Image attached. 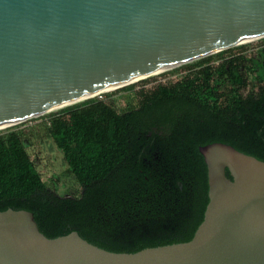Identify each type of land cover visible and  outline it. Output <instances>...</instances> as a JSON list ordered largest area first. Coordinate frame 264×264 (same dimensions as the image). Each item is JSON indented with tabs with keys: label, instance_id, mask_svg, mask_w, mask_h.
I'll list each match as a JSON object with an SVG mask.
<instances>
[{
	"label": "water",
	"instance_id": "obj_1",
	"mask_svg": "<svg viewBox=\"0 0 264 264\" xmlns=\"http://www.w3.org/2000/svg\"><path fill=\"white\" fill-rule=\"evenodd\" d=\"M263 34L264 0H0V126ZM199 152L209 201L191 240L113 252L7 209L0 264H264V161L221 142Z\"/></svg>",
	"mask_w": 264,
	"mask_h": 264
},
{
	"label": "trees",
	"instance_id": "obj_2",
	"mask_svg": "<svg viewBox=\"0 0 264 264\" xmlns=\"http://www.w3.org/2000/svg\"><path fill=\"white\" fill-rule=\"evenodd\" d=\"M234 52L183 65L181 80L140 91L121 111L92 98L47 115L78 195L44 182L22 132L1 131L0 211H30L49 238L77 231L113 252L191 240L209 201L199 147L221 142L264 161V47Z\"/></svg>",
	"mask_w": 264,
	"mask_h": 264
},
{
	"label": "rangeland",
	"instance_id": "obj_3",
	"mask_svg": "<svg viewBox=\"0 0 264 264\" xmlns=\"http://www.w3.org/2000/svg\"><path fill=\"white\" fill-rule=\"evenodd\" d=\"M263 47L264 38H261L256 41L234 46L232 48H234L235 54L240 53L241 48H243V52L246 51L248 54H253L257 53V50ZM214 55H216V53ZM217 62L218 58L215 59V63ZM185 64L163 71L156 75L147 76L133 83L111 89L92 98H103L107 102L111 103L116 109L121 111L127 105H137L138 93L140 91L143 90L149 92L159 84H171L181 80L187 75V71L183 68V65ZM129 85L135 86L133 91L123 90ZM62 108L30 118L5 129H1L0 132L8 129H13L19 131L20 133L22 132L27 140V143L32 142L36 144V147H33V153L36 152L40 156L38 160V164L40 165L39 171L43 174L44 182H46L50 187H56L62 195H78L80 193V185L74 175H72L65 166L60 151L47 137L46 127L44 126V118H46L50 113L58 112Z\"/></svg>",
	"mask_w": 264,
	"mask_h": 264
},
{
	"label": "bare ground",
	"instance_id": "obj_4",
	"mask_svg": "<svg viewBox=\"0 0 264 264\" xmlns=\"http://www.w3.org/2000/svg\"><path fill=\"white\" fill-rule=\"evenodd\" d=\"M261 38H264V34H263V35H259V36H257V37L250 38V39H245V40L239 42L238 45H240V44H245V43H249V42H252V41H256V40L261 39ZM179 65H181V64L166 66V67L160 68L159 70H155V71H153L152 73L147 74V75H145V76L137 77V78H135V79H132V80L126 82V83H123V84H120V85L110 86V87L104 88V89H102V90H99V91H96V92H92V93H90V94H87V95H84V96H81V97L77 98L76 100H74V101L68 103L67 105H70V104L72 105V104L79 103V102H81V101H84V100H86V99L92 98V97H94V96H96V95H98V94H101V93H103V92H107V91H109V90H111V89H114V88H117V87H121V86H124V85L130 84V83H133V82L138 81V80H140V79H142V78H145V77H147V76L156 75V74L161 73V72H163V71H166V70H169V69L175 68V67H177V66H179ZM59 108H61V107H55V108L49 109V110L43 112L42 114L48 113V112L53 111V110H57V109H59ZM42 114H39V115H42ZM18 123H20V122H18ZM18 123H17V124H18ZM15 124H16V123L3 124V125L0 126V130H1V129H5V128H7V127H9V126H12V125H15Z\"/></svg>",
	"mask_w": 264,
	"mask_h": 264
}]
</instances>
